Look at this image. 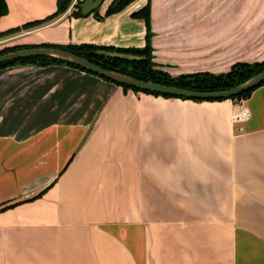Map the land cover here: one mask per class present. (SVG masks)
Here are the masks:
<instances>
[{"label": "crops", "instance_id": "0c3cea01", "mask_svg": "<svg viewBox=\"0 0 264 264\" xmlns=\"http://www.w3.org/2000/svg\"><path fill=\"white\" fill-rule=\"evenodd\" d=\"M0 48L141 49L173 78L264 61V0H114ZM0 34L58 0H6ZM239 107L138 92L66 65L0 70V264H264V87Z\"/></svg>", "mask_w": 264, "mask_h": 264}, {"label": "trees", "instance_id": "16d2710c", "mask_svg": "<svg viewBox=\"0 0 264 264\" xmlns=\"http://www.w3.org/2000/svg\"><path fill=\"white\" fill-rule=\"evenodd\" d=\"M134 1L136 0H114L108 9L107 16L122 12ZM73 2L74 0H58L57 3L58 9L54 15L50 16L49 18L43 21L29 23L19 29L2 33L0 34V39L5 38L6 36L14 35L21 31H27L40 27L58 18L59 16L65 14L70 9ZM81 3H78L76 5L77 11H75L72 14L76 18L85 17L82 15L81 10L79 8V5ZM8 13H9V8L6 0H0V21L2 18L8 15ZM133 17L143 20L147 27V44L144 48L141 49L139 48L121 49V48L97 46L91 44L68 45V46H63V45L17 46L11 48H4L3 50L0 51V56L10 52H16L31 48L61 49L71 52L82 58H85L90 62L106 70L116 71L145 82H153L159 85H165L168 87H174L178 89H185L198 93H216V92L227 91L241 85L242 83L248 81L252 77L264 71V61H263L261 63H255V64L238 63L235 64L228 73L220 74V75H214L209 73H198V74L184 75L173 78L168 73L156 69V65L154 63L153 48L150 42L151 40L150 5L147 4L143 9L135 13ZM27 64H34L41 67H46L50 65H66L100 77L99 75L86 71L83 68L78 67L74 64L65 61H60L57 59L46 58V57H31V58H24L20 60L10 61L4 64H0V70L16 65H27ZM102 79L108 82H112L105 78ZM115 84L123 87L124 89H132L134 91L145 92L148 94H152L155 96H162L166 98H177L170 95L141 91L139 89L130 87L128 85H123L119 83H115ZM261 87H264V82L258 87L249 90L245 93L239 94L238 96L231 99L238 101L242 99L246 100L254 93V91H256ZM180 99H185V98H180ZM223 100L224 99H215L209 101H223ZM194 101H201V100H194Z\"/></svg>", "mask_w": 264, "mask_h": 264}, {"label": "water", "instance_id": "95a60500", "mask_svg": "<svg viewBox=\"0 0 264 264\" xmlns=\"http://www.w3.org/2000/svg\"><path fill=\"white\" fill-rule=\"evenodd\" d=\"M104 2L105 0H84L79 5V8L83 16H88L99 10V8L103 5ZM31 57H46L65 61L74 64L78 67H81L86 71L97 74L100 77L105 78L114 83L128 85L141 91L170 95L173 97L185 98L189 100H228L238 96L239 94L252 90L264 82V71H262L258 75L252 77L248 81L242 83L241 85L233 89L216 93H198L185 89H178L165 85H159L153 82H145L116 71L106 70L85 58L77 56L71 52L55 48H31L16 52H10L0 56V64Z\"/></svg>", "mask_w": 264, "mask_h": 264}, {"label": "built area", "instance_id": "2783aa9c", "mask_svg": "<svg viewBox=\"0 0 264 264\" xmlns=\"http://www.w3.org/2000/svg\"><path fill=\"white\" fill-rule=\"evenodd\" d=\"M226 101L231 103H236V105L239 107L237 114L234 116L236 131H238L239 133L245 132V124L251 119V112L247 106L246 100L242 99L238 101V100L228 99Z\"/></svg>", "mask_w": 264, "mask_h": 264}, {"label": "rangeland", "instance_id": "374dc122", "mask_svg": "<svg viewBox=\"0 0 264 264\" xmlns=\"http://www.w3.org/2000/svg\"><path fill=\"white\" fill-rule=\"evenodd\" d=\"M5 38H6V37H5ZM3 49H4V47L0 48V51L3 50Z\"/></svg>", "mask_w": 264, "mask_h": 264}]
</instances>
